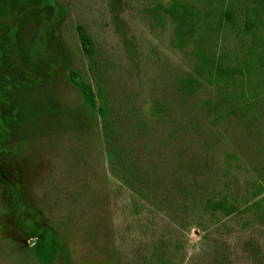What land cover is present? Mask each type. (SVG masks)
<instances>
[{"label": "rangeland", "instance_id": "1", "mask_svg": "<svg viewBox=\"0 0 264 264\" xmlns=\"http://www.w3.org/2000/svg\"><path fill=\"white\" fill-rule=\"evenodd\" d=\"M187 1L231 83L195 74L170 0H0V264L47 231L53 264H264V0Z\"/></svg>", "mask_w": 264, "mask_h": 264}, {"label": "trees", "instance_id": "2", "mask_svg": "<svg viewBox=\"0 0 264 264\" xmlns=\"http://www.w3.org/2000/svg\"><path fill=\"white\" fill-rule=\"evenodd\" d=\"M195 9L187 0H170L165 7V11L173 18L175 26V45L180 48L191 46L192 54L195 57L194 72L198 76L210 84L217 82L231 83L235 79V73L239 72L237 67L229 68L219 61L207 47L206 41L201 37L198 38L196 32L200 29L202 21L201 16L195 13ZM225 17L228 21H234V13L231 10L225 11ZM245 28L248 32H254V23L252 21L245 22ZM80 40L84 51L87 55H93L94 44L84 26H78ZM192 78V77H191ZM198 78L194 77L190 82H198ZM70 79L78 91L81 93L84 101L92 108L97 109L98 114L107 127L110 121V108L104 99L102 89L96 90L93 84L87 80L80 72L71 71ZM112 125V124H111ZM109 133L107 130L105 139L109 142ZM4 133L0 132V139L4 140ZM108 157L113 160L112 153L109 152ZM206 208L212 212L223 211L230 214L235 211L236 207L226 198L212 199L207 198ZM36 242L33 244L35 257L38 264H53L59 254V248L53 239V233L47 231L45 234L38 235Z\"/></svg>", "mask_w": 264, "mask_h": 264}]
</instances>
